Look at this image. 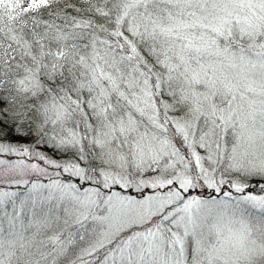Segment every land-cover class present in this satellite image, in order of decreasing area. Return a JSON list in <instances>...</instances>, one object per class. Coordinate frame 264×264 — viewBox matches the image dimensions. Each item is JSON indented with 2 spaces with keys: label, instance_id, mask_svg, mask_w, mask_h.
Returning <instances> with one entry per match:
<instances>
[{
  "label": "snow or ice",
  "instance_id": "snow-or-ice-1",
  "mask_svg": "<svg viewBox=\"0 0 264 264\" xmlns=\"http://www.w3.org/2000/svg\"><path fill=\"white\" fill-rule=\"evenodd\" d=\"M0 264H264V0H0Z\"/></svg>",
  "mask_w": 264,
  "mask_h": 264
}]
</instances>
